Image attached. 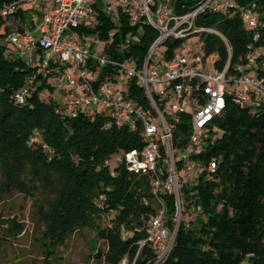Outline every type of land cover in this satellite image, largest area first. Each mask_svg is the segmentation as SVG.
Returning a JSON list of instances; mask_svg holds the SVG:
<instances>
[{"label": "trees", "instance_id": "1", "mask_svg": "<svg viewBox=\"0 0 264 264\" xmlns=\"http://www.w3.org/2000/svg\"><path fill=\"white\" fill-rule=\"evenodd\" d=\"M6 1L0 0V5ZM202 1L173 0L172 10L185 14ZM155 2L160 4L162 0ZM232 2L237 8H229L226 14L208 9L194 21L196 27L213 29L226 40L230 53L219 36H200L205 54L217 56L219 70L229 59L230 73L236 65L247 63L250 52L264 49V0ZM245 10L256 13V29L246 30L242 17ZM117 13V19H113L111 13L97 7L96 22L77 31L97 35L99 46H105L111 59L133 58L141 65L159 34L146 24L131 26L122 12ZM4 27L5 20L0 18V196L18 190L31 197L36 190L53 189L59 183L55 196L33 201L34 214L44 228L43 264L51 261L71 235L89 228L105 243L101 258L107 264H122L124 260L127 264H149L155 253L147 243L140 248L139 242L146 238L147 224L157 214L150 179L134 176L121 165H104L119 152L141 149L139 135L125 127L105 129L106 117L101 114L68 118L56 113L58 103L41 95L45 88H55L41 76L24 104L15 105V92L27 83L37 66L27 58L7 53L8 47L1 43ZM184 41L167 39L162 44L167 47L165 56L169 58ZM122 45L127 47L120 50ZM256 62L259 68L264 58ZM131 93L136 103L145 102L142 90L134 84ZM215 128L222 130L221 135L214 133ZM183 131L187 133V128ZM33 136L42 139L49 150L32 143ZM198 158L205 165L215 161L216 169L213 173L201 172L194 186L183 188L186 207L180 214L193 206L197 215L188 223L180 220L160 264H264V103L244 106L228 97ZM163 197L167 203L166 225L174 231V198ZM103 215L109 217V224L100 228L95 220ZM0 229V239H14L22 225L16 219L0 217ZM126 232L130 235L123 237Z\"/></svg>", "mask_w": 264, "mask_h": 264}, {"label": "built area", "instance_id": "2", "mask_svg": "<svg viewBox=\"0 0 264 264\" xmlns=\"http://www.w3.org/2000/svg\"><path fill=\"white\" fill-rule=\"evenodd\" d=\"M172 2L110 0L107 6L122 12L131 26L146 24L157 30L159 35L141 65L133 58L111 59L105 46H99L97 35L77 31L96 22L97 0H7L0 5V18L5 20L1 43L8 47L7 53L27 58L37 66L27 83L15 92V105L24 104L37 86L38 76L63 77L64 85L59 83L54 88L67 97L57 102L56 113L68 118L101 114L106 117L105 129L125 127L139 135L141 149L119 152L104 165H121L134 176L150 179L157 214L147 224L146 238L139 242L140 248L147 243L155 253L149 264H160L168 253L180 213L186 207L183 188L194 186L201 172L213 173L216 169L215 161L205 165L198 156L211 137L215 120L222 116L227 98L244 106L264 103V62L259 68L256 62L264 58V49L250 52L247 63L236 65L233 73L228 71L229 59L219 70L217 56L205 54L200 36H219L230 53L226 40L215 30L194 24L205 10L223 15L229 8H237L232 0H203L185 14L174 13ZM242 17L246 30L256 29L255 12L245 10ZM192 37L201 42L195 49L184 46ZM127 38L136 40L130 35ZM169 38L185 41L167 58V47L162 44ZM126 47L122 45L120 50ZM161 47V57L153 58ZM185 49H189L187 54ZM209 58H214L210 65ZM133 84L142 90L145 102L136 103L131 93ZM31 142L49 150L38 136ZM164 195L174 198V231L166 225Z\"/></svg>", "mask_w": 264, "mask_h": 264}, {"label": "rangeland", "instance_id": "3", "mask_svg": "<svg viewBox=\"0 0 264 264\" xmlns=\"http://www.w3.org/2000/svg\"><path fill=\"white\" fill-rule=\"evenodd\" d=\"M110 0H97V6L103 12H111L112 18L117 19L118 13L113 5H109ZM198 37H192L184 46L197 48L200 44ZM98 48V47H96ZM191 49V48H189ZM189 49L183 52L187 54ZM191 49V50H193ZM179 50V49H178ZM177 50V51H178ZM164 48H159L154 54L153 58H160ZM214 58H209L208 64L213 62ZM39 60V55L37 61ZM255 75V73H251ZM47 83L56 87L59 83L60 86L64 85L65 79L63 77L48 76ZM41 95L50 96L56 102H64L67 97L63 95L59 89L55 88L50 91L45 88ZM214 133L221 135L222 130L215 128ZM1 178V171H0ZM27 179V178H26ZM59 183L55 184L53 189L36 190L31 197H25L22 191L15 190L10 195L0 196V217L3 220L16 219L22 225V231L14 239H0V264H43L45 255L42 231L43 225L38 220L37 215L34 214L35 209L33 206L34 200L50 199L58 193ZM196 212L185 210L183 216L180 215V220L183 222H191L195 219ZM109 224V217L101 216L95 220V225L104 228ZM6 228V225H1ZM3 233L0 229V237ZM173 233V232H172ZM130 233H123V237L129 236ZM173 242V241H172ZM172 244V243H171ZM105 243L97 238L94 229H83L71 235L65 242L64 246L57 248L54 256L48 264H107L101 258L105 252ZM98 254L95 255V253ZM122 264H127L124 260Z\"/></svg>", "mask_w": 264, "mask_h": 264}]
</instances>
